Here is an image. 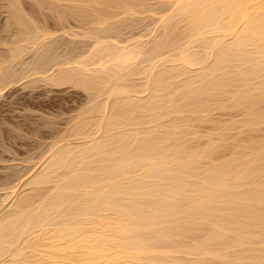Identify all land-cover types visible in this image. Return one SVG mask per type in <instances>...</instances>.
Segmentation results:
<instances>
[{"label":"bare ground","instance_id":"bare-ground-1","mask_svg":"<svg viewBox=\"0 0 264 264\" xmlns=\"http://www.w3.org/2000/svg\"><path fill=\"white\" fill-rule=\"evenodd\" d=\"M41 1L90 20L84 34L66 29L91 43L47 68L53 31L34 23L42 34H27L11 1L8 24L27 35L0 62V96L17 77L38 76L90 99L30 172L4 186L0 264H264V0L148 4L157 13L148 41L120 38L115 24L149 0ZM36 45L44 61L13 72ZM224 111L238 119L221 122ZM204 122L213 127L201 131Z\"/></svg>","mask_w":264,"mask_h":264},{"label":"rangeland","instance_id":"rangeland-1","mask_svg":"<svg viewBox=\"0 0 264 264\" xmlns=\"http://www.w3.org/2000/svg\"><path fill=\"white\" fill-rule=\"evenodd\" d=\"M11 1L14 2L15 0H0V58L2 60V61L0 60V62L3 63L4 60L6 61L8 59H9V61L12 60L11 58H8V55H9L8 51H9V48L16 47V45H13V42H15L14 41L15 37L18 38V36H21L22 34L27 35L28 33L29 34L31 33L32 35H34L32 32H30L31 29L33 32L37 31V34L41 33L42 31H45L46 29L50 31V32L48 31L49 33H51L53 31V34H54L53 36L51 35L52 37L50 36L48 38V39H52V40H48L46 38L47 41L46 40H45L46 42L43 41V42H45L46 45H49L50 48L48 46L46 47V45H42L44 43L39 44V45H41L40 48L46 47L45 48L46 52L44 49H40L36 45V46H34V48H39V49H34V48L32 49L31 47H29L31 49L29 52L24 51V53H26V54H24V55L20 54L22 57L19 55L21 58L18 57V58H20L19 59L20 61L18 63H17L18 59H16V61H14L15 60L14 59L13 60L14 62L9 67L10 69L14 70L13 72L17 71L16 73H18V71H21V69H22L21 67L24 68L25 64L30 62V60L31 61H37V59L40 57L39 55L41 54V52H43L41 50H44V52H45V53L41 54L42 57L46 56L48 59L46 57H44V60L46 59L44 61L43 58L40 57L39 61L42 59L46 63V61L48 60L47 61V68H48L49 64L53 63L51 60H54V61L56 60V58L54 59V57H57V56L59 57L60 54H63V56L60 55L61 56V57H59L60 59H62V57L63 58H67L70 56L73 57L74 54L76 56H78L77 54H81V51L87 49L86 44L91 43V42H89V41H91V39L88 40L86 38H83V37L77 36V35H75V36H77L76 38H75V36H74V38H73V36H71V35H73V33L71 34V30L73 28H74L73 32L75 31L74 34L76 32L78 35H79V33H80V35L84 34V32L82 33V30H84L83 28L87 24H88V26H86V27H88V28L90 27V22H88L90 20H87V18H86V21H85L84 19H81L82 17L80 18V15L77 16L78 14L75 16V13H73L74 11L72 9L70 11L69 10L70 8H68V9L66 8L67 5L66 6L63 5V3L64 4H68V3L63 2V3H59V5H58L56 2L55 4H57L56 6H58L59 10L58 9L54 10L55 5H54V9H52L53 6L51 8L49 6L50 3L48 1L51 2V0H47V2L49 4L48 3L46 4V2L44 3L43 1H41V2H43V4H41V5L38 3L39 0H16V2H18L16 4L20 5L19 8H18V5H16L18 8L16 10H18V13L21 14L19 16L20 17L19 19H23V20L26 19L27 21L24 20L23 21L24 23L29 22V24L25 23V25L27 27H29V28H25L29 31L26 34L27 30L25 31V29H23L24 27H26L25 25H23L24 27L21 25L19 28L18 25L16 26L14 24L13 25L10 24V26H9V24H8V21L11 20V22H12V19L14 18V17H11V14H10L11 12L9 11V10H12L11 8L9 9V7L11 5L10 4ZM19 1H20V3H19ZM160 1L159 0H155V1L149 0L150 3L147 2L145 4V6L146 5L147 6L146 7L144 6L145 7L144 8L145 13L144 14L139 13L140 14V15L138 14L139 16L135 14V20H134L133 16H131V15L129 16L128 14L127 15L125 14L126 15L125 21L127 23H125L124 20H122L123 25L121 24L122 22L120 24H119V22H116L117 17L115 18L116 20L111 19L110 20L111 23H113L112 21H115L116 23H118V24H115L117 27V30L118 29L122 30V31L116 30L117 33L114 30L112 32V35H115L113 33L118 34L120 32H124V33H121L120 38H130L131 35H132V37H138L139 34H142V35H144L141 37L142 40L148 41L149 37L151 35L149 37H147L148 35L145 36V34L147 33L146 28L147 29H148V27L152 28V26H153V25H151L152 21L154 22V19H156V17H157L156 16L157 13H154V12L158 11L162 7H163L162 9H166L169 7L168 5H167V7H166V5L165 6L160 5L163 3L165 4V2H166V1L164 2L163 0H162L163 2H160ZM152 3L155 5V8H156V4L160 3V4H158L156 10L155 9L153 10L152 8H154V7L152 6L151 10H153L154 12L150 11V8L148 7V4L151 7ZM45 5L47 7L49 6L48 8H50V9H48ZM61 6H62V10H60ZM44 7H46V8H44ZM158 7H159V9H158ZM64 8L67 9L65 12H64ZM148 9H149V11H148ZM21 10L23 11V13L21 12ZM108 10H110V8H108ZM146 10L148 12H146ZM57 11L59 12V14ZM162 11H164V10H162ZM70 12H72V13H70ZM150 12L153 14L150 15ZM15 13L16 12L13 13L14 16H16ZM55 13L60 17H61L60 14L64 13L62 16L63 20L61 21L60 19H62V18H60V17H59L60 19L57 18ZM8 14H10V15H8ZM121 14H119V15H121ZM125 15H123L122 18L119 16L118 19L119 18L123 19ZM144 15H147V16H144ZM66 16H67V18H66ZM148 16H152V17H148ZM8 17H11V18H8ZM21 17H24V18H21ZM76 17H78L79 20ZM129 17H131L130 21H128ZM144 17H147V18L144 19ZM137 18H139V20H137ZM56 19L60 20V21L58 22ZM64 20L66 21V23ZM81 20H82V23H81ZM132 22H133V24H132ZM32 23H33V26H32ZM34 23H35V26L41 30V32H38L39 30H37L38 28L37 29L35 28ZM62 23H64V24H62ZM59 24H62V25H59ZM128 24H129V26H127ZM69 25L72 27L71 30H68L71 28ZM76 25H78L77 28H76ZM125 25L127 27H125ZM146 25H147V27H146ZM60 26H63V27H60ZM91 26H93V24ZM8 27H10V28L12 27V28L9 29ZM116 27H115V29H116ZM34 28L36 30H33ZM66 28H68V29H66ZM22 29L25 31V33ZM42 29H45V30H42ZM64 29H66L67 31L66 30L64 31ZM113 29H114V27H113ZM19 30H20V32H19ZM47 30H46V32H47ZM55 30H56V33H54ZM132 30H134V31L131 32ZM149 30L150 29H148V32H149ZM16 31H17V35H16ZM22 31H23V33H22ZM63 31L66 33H68L70 31V33L65 35V34H63ZM129 31H130V33H129ZM141 31H142V33H141ZM20 33H21V35H20ZM133 33H135V34H133ZM123 34L125 37L122 36ZM38 35H40V34H38ZM128 36H130V37H128ZM19 42L21 43V41H19ZM17 43L18 42H16V44ZM20 43L18 44V46L23 45V43H21V44ZM70 49L73 52L75 51L77 54L74 52L71 55L70 53L72 51L70 52L69 51ZM78 51H80V53ZM67 52H69V55L67 54ZM66 55H67V57H66ZM34 57H36L37 59L36 58L34 59ZM58 57H57V59H58ZM22 62L24 63V66H21ZM31 63H35V62H31ZM2 66H4L3 69L6 68L8 66V62L7 63L4 62V64H0L1 70H2V68H1ZM35 77H37L39 79L38 76H35ZM35 77L31 78V79H34V80H32L33 82L36 80L35 83L31 82L32 85L28 84L27 82L29 80L26 81V79L24 80L21 78L22 80L18 81V79H20V78L17 77L16 78L17 82L15 81L16 83L14 82V84H11L10 86H8L9 87L8 89L6 88L5 91L3 90L4 92L1 93V95L3 97L0 96L1 97L0 98V191H1L0 196L3 194L2 193L4 191L3 188L4 189H5V187L8 188L10 182H12V180L14 179L13 176H15V175H13V174L21 173L22 167L24 170H26V172L28 169L31 170L33 167L32 164H34L35 162L39 161L42 157H44V155L46 154V152L49 148L48 144L51 145L50 143H52L54 141H58L59 136L62 135V133H64V130L67 128V126H69V124H70L69 122L73 121L72 117H75L74 114H76L79 109L83 108V106L86 105L85 103H88V101L90 99L89 94L87 95L86 92L84 93L82 91V89H79L78 87L71 86L70 84H68L66 86L62 85V87H57V85L54 86V85H51L47 82L45 83L44 81H43L44 82L43 83L41 80L39 81ZM37 81H39V82H37ZM25 82H26V84H24ZM87 97H89V98H87ZM82 104H83V106H82ZM232 112L229 113V111H228L229 114L226 113V111H224V113L221 112V113H219L218 119H220L221 122H223L222 120H225V121L231 120L230 122H232L233 121L232 118L235 117V120H237L238 119V118L236 119L237 116L241 117V115L239 114L240 113L239 111H237V113H236V110H235V113L233 112L234 114H239L237 116L232 114ZM216 114H217V112H216ZM223 114H225L227 116H225V115L223 116ZM230 114L232 116H228ZM213 117H214V115H213ZM217 117H218V114H217ZM223 117L226 119H224ZM229 117L230 118L232 117V118L228 119ZM214 118H216V117H214ZM217 121H219V120H217ZM230 122H224L223 123L225 125L224 127H227L226 125L227 124L229 125ZM205 123H207L208 125L212 124L211 122L201 123L202 125L200 124L201 126H199V128L200 129L204 128V130H201L203 132L208 130V128L211 129V126L208 127L207 124L205 125ZM204 125L206 126V128L202 127ZM212 127H213V124H212ZM233 130H235V129H232V131ZM229 132L230 131L228 130V133ZM236 132H237V129L234 133H231V134H235ZM46 147H47V150L45 151L44 148L46 149ZM40 154H41V156H40ZM37 159H39V160H37ZM29 160L35 161V162L32 163ZM28 161L30 163H27ZM30 165H32V166H30ZM13 166H16V167H13ZM30 167H31V169H30ZM24 170H22V173ZM23 174H25V173H23ZM18 175L19 174H17V178H18ZM26 175H28V174L26 173ZM24 177H22V178H24ZM13 183H15V182H13ZM13 183H11V184H13ZM4 184H8V185H4ZM7 190H9V189H7ZM7 190H5V191H7Z\"/></svg>","mask_w":264,"mask_h":264}]
</instances>
